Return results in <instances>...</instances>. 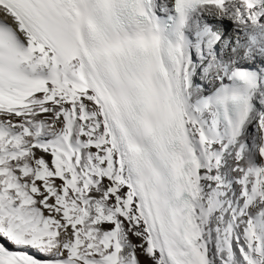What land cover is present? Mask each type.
I'll list each match as a JSON object with an SVG mask.
<instances>
[{"label": "snow or ice", "instance_id": "1", "mask_svg": "<svg viewBox=\"0 0 264 264\" xmlns=\"http://www.w3.org/2000/svg\"><path fill=\"white\" fill-rule=\"evenodd\" d=\"M0 264H264V0H0Z\"/></svg>", "mask_w": 264, "mask_h": 264}]
</instances>
